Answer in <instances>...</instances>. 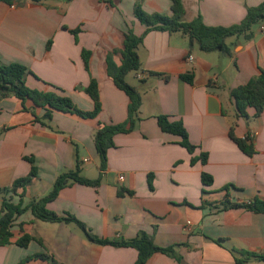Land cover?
<instances>
[{
  "label": "crops",
  "instance_id": "crops-1",
  "mask_svg": "<svg viewBox=\"0 0 264 264\" xmlns=\"http://www.w3.org/2000/svg\"><path fill=\"white\" fill-rule=\"evenodd\" d=\"M182 2L185 22L201 18L210 27H231L264 0ZM136 3L0 2L1 62L24 65L31 72L26 79L29 88L61 93L87 112L94 110V102L84 89L96 79L103 106L95 119L54 111L48 121L46 110L31 101L0 100V190L28 176L32 165L25 158H34L38 175L24 197V206H29L47 196L56 179L76 171L79 163L83 177L101 176V184L66 187L48 209L75 216L100 239L132 241L146 233L157 246L174 248V256L156 253L146 264H237L238 251L264 254V213L223 209L227 198L232 203L264 201V111L256 116L250 108L248 117H240L231 97L232 90L264 69L262 25L250 41L242 36L227 39L230 56L206 53L182 32H147L135 16ZM141 4L149 14L172 15L170 0ZM74 30H80L77 37ZM129 31L143 36L137 49L141 70L134 79L130 73L126 77L142 97L140 121L131 133L114 137L106 169L100 170L96 132L101 125L121 124L128 118L129 97L108 76L107 57L123 49ZM84 50L92 52L89 71ZM113 59L121 65L120 52ZM191 74L192 84L182 79ZM162 115L183 122L196 146L194 155L179 144L178 136L161 131L157 117ZM233 137H250L254 155H246ZM203 153L207 162L192 165V158ZM203 173L213 177L212 186L203 185ZM4 196L0 192V210ZM6 198L20 200L13 194ZM11 231V244L0 246V264H20L40 253L56 264H136L138 260L135 248L94 243L77 225L40 221L30 210L16 219ZM24 234L43 244L32 241L27 248L19 247L16 241ZM27 264L53 263L38 259Z\"/></svg>",
  "mask_w": 264,
  "mask_h": 264
},
{
  "label": "trees",
  "instance_id": "trees-1",
  "mask_svg": "<svg viewBox=\"0 0 264 264\" xmlns=\"http://www.w3.org/2000/svg\"><path fill=\"white\" fill-rule=\"evenodd\" d=\"M14 0H0V2L11 4ZM35 3H40L45 0H31ZM172 15L149 14L142 8V0H137L135 5V16L144 24L148 30H161L171 33L182 32L190 39L191 44L195 41L199 44L200 49L206 53L221 52L227 56L232 54L230 45L227 39L232 37H244L250 41L254 38L257 27L264 23V3L255 8L248 9L247 16L240 24L231 27H210L203 23L201 18H197L192 22H185V7L182 0H170ZM80 30H74L72 33L77 37ZM143 36L138 37L133 31H129L125 35L124 47L121 51H114L107 57V72L115 86L123 91L129 97L128 118L127 121L121 124H106L101 125L95 135V146L100 160V170H105L107 165L108 150L115 146L114 137L118 134H129L136 129L140 121L139 113L142 105L141 94L126 81V77L131 72L141 70V61L137 52L138 46L141 44ZM50 46V45H49ZM121 53V65H117L113 59L115 53ZM92 52L84 50L82 57L86 69L90 70V58ZM31 74L27 67L18 63L4 64L0 60V100L5 98L15 97L21 100L24 104L26 101H31L33 106L40 107L46 110L48 121L52 118L54 111L74 114L84 119H95L102 111V102L99 92V83L96 79H92L90 85L84 89L85 93L94 102V110L87 112L81 110L74 101L56 91L44 92L36 89H31L26 84L27 76ZM156 75V74H154ZM182 79L187 83L192 84L194 75H184ZM231 97L235 103L236 111L240 117H248V109L253 108L255 115L260 116L264 111V69H260L259 75L249 81L247 84L235 88L231 92ZM27 110V108L25 107ZM158 126L163 133L178 136L179 144L185 148L191 155H194L196 146L189 139L188 132L182 121L172 120L168 116L157 117ZM234 138V137H233ZM238 147L248 156L255 153L254 145L251 138L237 139L234 138ZM31 165V172L24 178L17 179L11 187L0 190L5 196L0 210V246L11 244L13 233L11 231L16 219L30 210L37 220L51 223H66L77 225L92 242L100 245H112L116 247H132L138 251V260L136 264H146L147 261L156 253H162L174 256V248H162L155 244L153 237L146 233L132 241H111L100 239L95 236L90 229L81 222L78 218L71 214L58 215L48 209V204L54 201L60 192L75 184H80L90 187H98L101 184V176L96 180H90L80 174V164L78 163L76 171L61 174L55 181L52 191L45 197L34 200L29 206H24V197L26 189L38 175V169L35 166L34 158H25ZM198 161L207 162V154L203 153L200 157L192 158V165ZM149 185L152 189V176H149ZM213 177L203 173L202 183L205 187L213 185ZM235 189V188H234ZM22 190L21 194L18 191ZM229 189L227 188V191ZM204 194L208 193L203 191ZM7 194L18 195L20 200L14 203L6 198ZM207 202L204 201L203 205ZM246 208L256 213H264V201L255 200L248 203H232L228 198L223 202V209ZM32 241H38L43 244L41 239H36L29 234H24L16 241V245L22 248H27ZM241 255V258L236 259L237 264H248L250 260L264 261V254H257L247 251L236 252ZM56 262L44 253L35 254L27 257L20 264H27L32 260Z\"/></svg>",
  "mask_w": 264,
  "mask_h": 264
},
{
  "label": "built area",
  "instance_id": "built-area-1",
  "mask_svg": "<svg viewBox=\"0 0 264 264\" xmlns=\"http://www.w3.org/2000/svg\"><path fill=\"white\" fill-rule=\"evenodd\" d=\"M261 30H262V31H264V24H262V26H261ZM190 60H193V58H192V57H190ZM140 78H142V76H140ZM253 135H254V134H251V135H250V137H252ZM120 179H121V180H123V179H124V177H123V176H121V177H120ZM189 224H190V223H189Z\"/></svg>",
  "mask_w": 264,
  "mask_h": 264
},
{
  "label": "rangeland",
  "instance_id": "rangeland-1",
  "mask_svg": "<svg viewBox=\"0 0 264 264\" xmlns=\"http://www.w3.org/2000/svg\"><path fill=\"white\" fill-rule=\"evenodd\" d=\"M130 74H131V77L134 79L136 72H131Z\"/></svg>",
  "mask_w": 264,
  "mask_h": 264
}]
</instances>
